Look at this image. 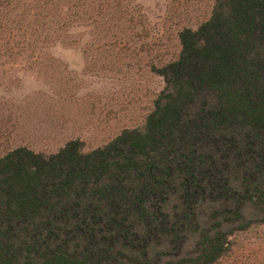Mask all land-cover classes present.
I'll return each mask as SVG.
<instances>
[{"label":"trees","instance_id":"1","mask_svg":"<svg viewBox=\"0 0 264 264\" xmlns=\"http://www.w3.org/2000/svg\"><path fill=\"white\" fill-rule=\"evenodd\" d=\"M179 42L143 129L0 158V264H217L264 226V0Z\"/></svg>","mask_w":264,"mask_h":264},{"label":"rangeland","instance_id":"2","mask_svg":"<svg viewBox=\"0 0 264 264\" xmlns=\"http://www.w3.org/2000/svg\"><path fill=\"white\" fill-rule=\"evenodd\" d=\"M8 3V5H6ZM0 158L101 148L141 130L178 59L179 34L215 0H0ZM217 264H264V226L230 238Z\"/></svg>","mask_w":264,"mask_h":264}]
</instances>
